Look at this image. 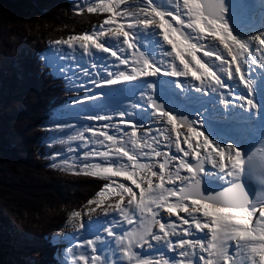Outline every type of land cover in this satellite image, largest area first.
Masks as SVG:
<instances>
[{
    "label": "snow or ice",
    "instance_id": "obj_1",
    "mask_svg": "<svg viewBox=\"0 0 264 264\" xmlns=\"http://www.w3.org/2000/svg\"><path fill=\"white\" fill-rule=\"evenodd\" d=\"M123 3L124 0H100L98 5L93 4L87 9L89 12L99 10L112 13L105 24L109 27L111 38L118 39L121 46H127L126 49L123 47L119 49L120 56L113 48L106 47L104 42H98L99 38L104 35L102 29L94 31L91 35L86 33L80 36H69L66 40L57 41V43L67 45L69 48H74L78 45L82 53L89 56L92 53V46H94L99 51L108 52L112 57H117L119 63L129 65L130 60L123 58L125 51H129V54L134 57L137 55L144 56L142 52L138 51L133 30L141 27L158 28L163 30L162 32L159 31V35L163 36V41L171 45L175 53V55H173V52L167 53V56L172 58L173 63L168 65L171 71L163 73L172 77H188L189 75L194 77L196 81H200L199 87L195 88L196 91L205 95L215 94L226 107L233 104L232 101H244L248 109L258 108L252 98L237 95L235 87L238 84H243L250 90L252 89L253 81L246 79V75L247 73H255L254 67L257 59L255 53L264 52V47H261L264 46V32H260V35L253 34L249 37L234 35L233 30L225 19L228 11L225 0H204L203 3H201V0H183V7L187 10L189 17L187 27L197 30L198 34L210 32L212 38L218 37L224 49L227 50V54L231 57V60L217 57L220 62L218 64L211 62L212 66L209 63H204L197 55V44L189 42V39L185 38L183 31L178 34V29L173 27L169 20L165 19L166 15H172L171 12L158 8L153 3V0H146L145 7L138 12H129L126 9L121 15L116 11V8ZM117 16H120L122 20L131 17L132 20L130 23H119ZM175 19L180 20L179 13H177ZM113 22L117 23L115 28L111 27ZM180 24L183 25L184 21L180 20ZM206 55L210 57L213 53L209 52ZM238 57L240 58L239 63L233 67L232 62L237 60ZM177 58L183 66V70H178V66L175 65L174 61ZM192 61L195 62L194 65L191 63ZM158 63H160V67L157 66V62L145 57L137 61L136 66L131 70V74L121 72L115 79L108 78L103 83L104 85H115L120 82V77H123L124 81H132L141 77L159 75L162 73L161 69L164 64L162 61ZM242 68L246 71L242 72ZM92 69V73H89L87 68L80 71L82 75H94L95 64L92 65ZM262 71H264V63L259 65V72ZM111 75V73L108 74L109 77ZM141 95L145 104L149 105L150 103L151 108L159 112L158 117L155 113H152L154 119L163 120L167 118L168 124L177 128L180 126L177 124L178 117L173 115L171 111H165V107L158 103L153 96L145 97L144 93ZM86 98L92 99V97ZM80 102L83 103V101ZM93 118L103 119V117ZM121 119H125L124 113H121ZM127 119H129V116ZM179 119L180 124L186 126L191 134L184 137L187 141L188 151L180 147L181 133L177 131L175 148L178 154L182 153V156H169L167 153H161L155 151V149L152 152H145L141 148L140 155L144 157L152 155L156 157L163 155L165 157V162L159 165L160 172L151 171L152 166L138 162L127 166L148 170L149 175L146 187L143 186L145 183L144 179L138 177L136 171H128L123 166L119 169H114L113 167L101 168L100 165L94 166L100 170L93 171L92 175L112 174L116 177H127L129 181L140 189V198H137V194L131 187H127L124 184L117 185L113 191L119 196V201L114 207L110 205L109 208L104 209L105 217L109 222L101 230V232L107 233V236L112 239H102L101 235L98 234L95 239L84 241V245L90 246V251L95 253L97 245L100 246L110 241L111 246L115 247L118 244L128 260L135 259L136 264H154L152 259L140 258L143 253L150 249L154 250L156 254L162 251L174 252L176 254L175 258L169 257L172 264H193L192 257L197 258V264H225V262L237 264L235 257L243 248L248 247L251 264H264V203H260L258 207V202L255 201L254 197L250 196L244 184L240 182L243 175L251 174L253 176L257 171H259V177L264 178V165L257 164L252 156V151L248 155H244L243 151L235 144H221L218 141L209 139L203 132L197 131L196 128L192 127L195 120H190L188 116H180ZM129 127L134 129L135 124L129 125ZM103 135L108 141H112L114 144L117 143L114 136L108 135L107 132H104ZM143 135L149 136L151 131L145 132ZM135 137L136 133L133 130L130 133V138L134 140ZM193 137H203V139L193 147ZM80 138L74 137V139ZM212 145H215L214 149ZM137 146L140 147V145ZM145 147L150 148L151 145H145ZM201 148L207 150L203 156H201ZM113 154L118 157H127L128 161H137V155L130 154L123 147H120ZM99 155L107 157L110 153H99ZM189 156H194V162H188L186 158ZM177 159L179 162L176 165L175 172L168 171L167 177L169 180L173 178L178 180L182 186L165 187L166 180L163 170L168 167L171 161ZM205 162H210L212 169L215 171H206ZM182 169H186L189 175H180ZM201 174L210 177L220 176L229 186L222 191L206 195L202 190ZM151 177H158L159 183L154 184ZM138 180L140 181L139 183ZM261 186L264 187V182L262 181ZM146 192L148 193L147 200L144 198ZM101 195L103 196V193ZM125 195L129 197L127 206H123ZM170 198H174V200ZM129 208L139 210L140 217L137 222L143 225V229L141 231H124L118 235L114 229H123L125 225L115 217H108L109 209L113 212H118V215L123 217L126 225L130 226L134 221L132 214L128 211ZM162 211L165 212L168 222H165L160 216ZM181 212L186 213L188 218L181 216ZM201 213L203 219L197 215ZM74 215L79 216L80 214L77 212ZM173 215L178 219H172ZM254 217H256L255 221ZM184 225H187V227H183ZM193 226L195 230L204 233V239L185 238L193 234ZM153 227H157L159 231L154 232ZM178 227L180 228L179 232L177 231ZM80 228L83 229L84 225L81 224ZM206 229L208 230L207 232H205ZM72 235L75 240L78 233H73ZM208 236L211 237V240L206 242ZM172 237L176 238L175 242ZM59 239L64 238L60 237ZM257 240L259 241L258 244L254 242ZM230 241H234V244H230ZM137 246L139 251H133V248ZM229 248H232L231 254L229 253ZM71 250L72 248L69 246L59 253L61 259L58 264H68L67 259L64 257ZM100 254L104 255L105 253L100 251ZM80 259H91L93 264H101L100 259L95 255L80 257ZM117 264H119V260ZM161 264H168V261H162Z\"/></svg>",
    "mask_w": 264,
    "mask_h": 264
},
{
    "label": "trees",
    "instance_id": "obj_2",
    "mask_svg": "<svg viewBox=\"0 0 264 264\" xmlns=\"http://www.w3.org/2000/svg\"><path fill=\"white\" fill-rule=\"evenodd\" d=\"M99 16L90 20L73 10L68 0H0V264H58L56 248L47 239L51 229L43 234L45 243L38 244L27 239L26 226L40 232L55 227L57 221L53 222L67 202L91 200L107 189L105 177L67 171L42 156L46 145L41 142L50 136L49 127L43 124L54 118V110L79 96L58 84L61 80L46 71L38 59L37 54L50 40L31 46L24 53L25 65L18 64V75L12 76L18 43L32 36L31 28L48 22L50 29L44 28L39 37L60 32L81 35L108 14L99 12ZM50 146L53 144H47Z\"/></svg>",
    "mask_w": 264,
    "mask_h": 264
},
{
    "label": "rangeland",
    "instance_id": "obj_3",
    "mask_svg": "<svg viewBox=\"0 0 264 264\" xmlns=\"http://www.w3.org/2000/svg\"><path fill=\"white\" fill-rule=\"evenodd\" d=\"M139 1L141 0H124V3L119 4V6L116 8V11L119 12L121 15L125 12L126 9L130 12L135 7H137ZM68 3L70 5L73 4V6L76 9L78 8L77 10H80V13L88 15L90 20L100 19L99 10L95 12H89L87 10L88 7L92 6L93 4L98 5L100 3V0H68ZM177 13L180 14V17L183 14L181 10H178ZM108 14H110V16L112 15V13H108ZM171 17L172 16H168L165 19L169 20L170 23H173L174 20L173 19L171 20ZM237 17L238 15L236 14L235 18ZM117 21L118 22L120 21V16H117ZM188 23H189V18L187 17V25ZM239 23L240 21L238 20L233 21L231 25V29L235 31L241 28L242 24ZM50 27H51L50 23L46 22L45 25L42 26L41 28H31L29 33L32 36H26L22 43H18L17 46L18 62L14 72L12 71L13 77L15 75H18V70H17L18 64L24 63L25 65L24 53L31 46L41 44L45 40H52L57 37H65V36L73 35V33L63 34L61 32L58 33L57 35L47 34L44 35L43 37H39L37 35L42 31H44V28L50 29ZM115 27L116 26H113L112 28ZM101 29L103 30L104 35H102L100 38L110 36L109 27H106L105 24L102 27L95 28L91 32H87V34L91 35L94 31H100ZM190 32L192 34H196L197 30ZM210 34L211 33L209 32L206 35L200 36L199 38L200 44L203 46L197 52V55L201 58V60L204 63H208V60L202 52H204L205 54L209 53V51L213 53L212 49L217 42V39L212 38ZM186 37L187 39H189V42L195 43V40L193 39V37L189 35L188 31H186ZM161 38L163 40V37ZM163 43L165 44V48L160 47V45H158L157 47H155L153 50L150 51V56H149V58L153 62L157 61L158 59L157 61L158 63L159 61H162V56H160V52L163 51L162 55L166 62L162 61L164 64V67H162L161 69L162 73L159 75H155L157 77L154 78L141 77L136 80H133V82L130 85L131 95L129 94V92L120 91L119 86L117 87L110 86V88H108L105 93L94 92V96H86V97H92V99H87L86 97H79L78 99L71 98L69 102L65 103L64 105H61L57 110L53 111L55 112L54 118H51L52 123L48 126L50 129V136L48 139L41 142L42 146L46 145V148L42 155L46 159V162H48L49 158H51L52 164L67 171H73V172L99 171L100 169L95 168L94 167L95 165H100L101 168L113 167L114 169H119L120 167L123 166L128 171H136L138 177L143 178L146 183L147 175L145 173H148L147 169L141 170L135 167H127L128 165H132L130 164L131 161H128L127 157H118L113 153H115L120 147H123L126 151H129L130 154L133 155L139 153V151H141V148H143L144 151V149L146 148L145 147L146 136L144 137L143 133L149 132L151 130V137L154 138L153 134L155 133L152 130H156L157 128H159L158 126L162 125L161 121L159 123L156 122L155 119L154 120L150 119L149 116L143 117L142 111L135 112V120H129L130 118L127 119V117L129 113L134 111V109H141L144 107L145 103L144 100L142 99V95H141L142 93H144L145 97L149 95L155 96L156 94L163 92L167 88L170 89V85L172 87L173 86L175 87L178 86L179 84L177 81H175L176 77H172L166 73H163V72L171 71V68L167 66V63L168 65L170 63H173L172 58L166 55V53L173 51L172 46L168 45L165 41H163ZM158 44H161V42H158ZM94 48L95 47L92 46V49ZM163 48L164 50H162ZM156 52H158V54H156ZM226 55L227 54H223L221 58L224 59ZM43 56L45 58L42 59H44L46 65L50 63L49 65L53 70L60 71L59 65L57 63H52L54 61V57L49 58L48 55L46 57V54H44ZM136 57L137 56L133 57V59H136ZM139 57L142 58L141 56ZM186 58L188 57L186 56ZM137 61L133 62V64L135 63V66L137 64ZM178 62L177 59L174 61L175 64ZM191 63L193 65L195 64L194 61H192ZM119 65H120L119 61L116 60L115 66L117 69H119L118 68ZM158 65L159 67L161 66L160 63H158ZM209 65L211 66V64ZM135 66H132V68ZM233 66L235 67L234 64ZM132 68L128 70L126 73L125 72L124 73L131 74ZM81 69L82 68L70 67L69 70L65 72L66 82L70 88L74 89V86H76L78 82H80L83 79H86L87 75H82L80 71ZM178 70H182V68L180 69L178 67ZM61 71L64 72V69H62ZM39 75L42 78H44L43 75L41 74ZM28 79H30V77H28ZM37 82L40 84V81ZM186 83L187 85H189V81H186ZM100 84H104L103 81L100 82ZM136 85H141V89L137 91L138 92L137 94L134 95ZM101 89H106V88L104 86H101ZM101 94H108V96L104 100L97 99ZM127 94L129 96H127ZM206 98H207L206 95H203L202 99H206ZM80 101H83V103H81ZM22 113L23 112H21L20 114ZM121 113H124L125 116V119L123 120L121 119ZM147 115L150 114L147 113ZM93 117H103V119H94ZM132 124H135L134 129L133 127H129V125ZM106 125L107 127H105ZM133 130H135L136 133V137L134 140L130 138V133ZM104 132H107L108 135L114 136L116 138L117 143L114 144L112 141H108L107 138L103 135ZM74 137H81V138L74 139ZM47 144L48 145L53 144V147L50 146V148H48ZM137 145H140L141 147H138ZM137 147L139 148V150L136 149ZM151 151L152 149L149 152ZM105 152L110 153V155L107 157L103 155H99V153H105ZM158 152L163 153V151L160 150H158ZM169 155L173 156L175 154L170 152ZM159 157H158L159 161L161 162L165 161L163 155ZM154 159L155 158H151V161L155 162ZM173 161L175 164V160ZM90 162H92V164H90ZM140 164H146V163L140 162ZM156 169L159 170V165H157ZM102 175L105 176L107 181H110L112 183V184L110 183V186H108L107 189L104 192H102L103 196L100 193L97 197H94L91 200L84 201L83 200L84 198H79L67 202L66 205L63 206L65 207V210L63 211L61 216L59 214L58 216L60 217H58L53 222L55 223L57 221V226L55 227L50 226L51 228H46L41 232L38 231V228H33V227L31 228L26 226L27 228H29L27 229L29 231L27 234V239L28 240L33 239V241H35L38 244H44L45 236L43 234L47 230L58 229L65 227L67 225V227L60 232V233H65L66 231H69L74 227L80 226L81 222L87 215L88 217H90L94 214H98L99 212L104 211V209L109 208L110 205L114 207L115 204L119 201V196L115 192H111L113 191V188L117 187V185H113L114 183L124 184L127 187H131L133 191L137 194L138 188L128 179L124 177H116L113 176L112 174H106V175L102 174ZM152 180L154 184L159 183V181L155 178H153ZM139 182L140 181L138 180V183ZM25 192H27V190ZM128 200L129 197L125 195L124 202ZM77 212H79L80 214L79 216L74 215V213ZM26 213L21 214V216L25 217ZM28 215H32V214L28 213ZM139 217H140V212L137 214L135 218H133L134 224L137 227V231H141L143 229V225L137 222ZM19 218L20 216H17V221L21 222ZM5 229L8 230L7 228ZM5 233L7 234V232ZM38 234H40L41 236H38ZM12 240H15L14 234H12ZM61 244L63 249H66L69 246H71L72 248V250L70 251L72 255L71 264H83L80 257H78V255H75V250L77 246L74 242H70L68 247H65L63 245V241L61 242ZM112 256L114 257L113 252H112ZM100 261L101 264L105 263L104 259Z\"/></svg>",
    "mask_w": 264,
    "mask_h": 264
},
{
    "label": "bare ground",
    "instance_id": "obj_4",
    "mask_svg": "<svg viewBox=\"0 0 264 264\" xmlns=\"http://www.w3.org/2000/svg\"><path fill=\"white\" fill-rule=\"evenodd\" d=\"M168 1L172 2V9L170 11L172 13L171 20L173 19L175 22L176 20L175 17L177 15L178 10H181L186 15V18L188 17L187 10L183 7V0H168ZM225 2L227 5V9H228L225 19L229 23V27H231L232 22L235 20L240 21V23L242 24L241 28L233 31L234 35L236 34L238 37H249L253 34L260 35L261 34L260 32H264V22H262L259 17L261 11L256 10L257 3H254L253 0H225ZM243 10H246L248 13H246ZM236 14L238 15L237 18H235ZM188 29L190 31H195V29H190V28ZM216 39H217V42L212 49V52L214 54L213 56L209 57L204 52H202L204 56H206L209 64H211V62H215L218 64L220 61L219 59H217V57L221 58L223 54H227V50L224 49V46L222 43H220L219 38L217 37ZM161 45H163V42L161 43ZM261 47H264V46H261ZM173 55H175L174 52H173ZM255 57L257 58L255 61V67H254L255 73L253 74L247 73L246 75V79H251L253 81L252 89L250 90L247 86L243 84H238L235 87V91L237 95H241V96H245L249 98L250 97L253 98L254 96H257L258 98L259 96H262V94L264 93V71L259 72V65L261 63H264V52L255 53ZM224 59L231 60V57L227 54ZM239 60L240 58L238 57L237 60L232 62V66L233 64L236 65L237 63H239ZM177 62H178V58H177ZM175 65H177L180 69L182 68L183 70V66L180 64V62L176 63ZM241 71L245 72L246 70L244 69L243 71V68H242ZM237 76H239V74H237ZM175 81L179 83L178 87L175 86L176 87L175 88L174 86L172 87L170 85V89L167 88L164 90L166 92L165 94L169 98V111L180 109L182 107L188 108L189 110L192 111V114H193L191 120H195V123L192 124L193 128H196L197 131L203 132L204 135L208 136L209 139L213 141H218L221 144H228V143L235 144L239 149L243 151L244 155H247V152L249 148L251 147L252 138L256 134L255 131L259 128L261 121L264 119V111L262 112L261 115H259L256 111L257 108L248 109L245 106L244 101H232L233 104H230L226 107L219 101V99L217 98L215 94L206 95L207 98L202 99L203 95L205 94L195 90L196 87H199L200 81H196L195 78H192L190 75L188 77H176ZM186 81H189V85H187ZM127 96L129 95L127 94ZM255 103L259 107V102L255 101ZM145 109L148 112L155 113L157 117L159 116V112H156V110L152 109L151 105H148V107ZM152 119L154 120V118ZM155 120L156 122H159V123L161 121L162 122L161 124L163 126H158L159 128H157L156 130H152L155 133L153 134L154 138L152 137L153 142H155V144L151 142V148L148 147L149 151L151 149L152 150L155 149V151L159 149H164L163 153L169 152L170 154L171 152L177 156H182V153L178 154L175 148L177 131L181 133L180 147L183 148L185 151L189 150L187 146V141L184 139V137L191 135L187 127H183L181 125L178 128L174 127L173 125L168 124L167 118H164L163 120L161 119H155ZM209 120H213L214 124L210 125ZM192 139H193V147H195L203 139V137H199V138L193 137ZM212 148L214 149L215 145H212ZM136 149L139 150L138 147ZM206 151H207L206 149L201 148L200 149L201 155L205 154ZM151 158H155V157L152 156ZM186 159L190 163L194 162V156H189ZM178 162H179L178 159L175 160V164H174V161L170 162L174 164V167H175V169L172 170V172H175L176 165L178 164ZM204 167L206 171H209V170L215 171L214 169H212L210 162H205ZM180 175L186 176V175H189V173L187 172L186 169H182L180 171ZM124 178L127 179V177H124ZM208 178H210V176L201 174V179H208ZM214 178H218L220 181L226 182L220 176H215ZM176 181H177V185H180V182L178 180ZM177 185L173 184V186H177ZM260 188L264 189V187L262 186H260ZM139 192H140V189L138 193ZM170 199L174 200V198H170ZM257 202H258L257 206L259 207L260 203H264V199L259 200ZM181 213L183 214V216H187L186 213H183V212ZM197 215L203 219L202 213L197 214ZM257 216H258V213H257ZM255 219L256 217H254V221ZM183 227H187V225H184ZM207 231L208 230L206 229L205 232ZM203 234L204 233L199 232L198 230H195L193 226V234L188 235L185 238L204 239V237H200ZM210 240H211V237L208 236L206 242ZM254 242L257 244L259 243L258 240ZM229 243L234 244V241H230ZM197 251L199 250L197 249ZM231 252H232V248H229V253L231 254ZM93 255L94 254L92 253V256ZM167 255L170 257H173L174 252L167 251ZM235 258L237 259V264H251V256H250L249 248L248 247L243 248L237 254ZM192 259L197 264V258L192 257ZM257 260H258V257H257ZM225 264H230V262H225Z\"/></svg>",
    "mask_w": 264,
    "mask_h": 264
},
{
    "label": "water",
    "instance_id": "obj_5",
    "mask_svg": "<svg viewBox=\"0 0 264 264\" xmlns=\"http://www.w3.org/2000/svg\"><path fill=\"white\" fill-rule=\"evenodd\" d=\"M204 2V0H201V3H203ZM161 97H158L157 99H155L158 103H160V104H162L164 107H165V109L164 110H166L167 109V107H166V103H167V98H165L162 102H159V99H160ZM184 112H185V110L183 109V110H181V111H174L173 112V115H176L177 117H178V119H177V121L178 122H180V119H179V117L180 116H184L183 114H184ZM190 113H187V116L189 117V119H190Z\"/></svg>",
    "mask_w": 264,
    "mask_h": 264
},
{
    "label": "clouds",
    "instance_id": "obj_6",
    "mask_svg": "<svg viewBox=\"0 0 264 264\" xmlns=\"http://www.w3.org/2000/svg\"><path fill=\"white\" fill-rule=\"evenodd\" d=\"M262 182H264V178H260Z\"/></svg>",
    "mask_w": 264,
    "mask_h": 264
}]
</instances>
